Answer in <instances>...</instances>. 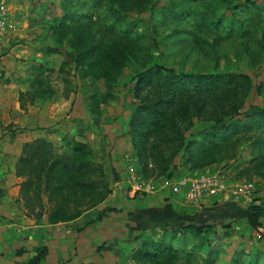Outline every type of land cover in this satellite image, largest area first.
<instances>
[{
    "label": "rangeland",
    "instance_id": "374dc122",
    "mask_svg": "<svg viewBox=\"0 0 264 264\" xmlns=\"http://www.w3.org/2000/svg\"><path fill=\"white\" fill-rule=\"evenodd\" d=\"M5 1L16 30L0 49V89L4 87L0 95V107H3L0 109V134L4 141L0 148L20 150L12 139L17 132L32 133L28 143L39 138L48 139L55 143L57 151L71 154L72 142L78 141L89 146L96 163L103 166L107 176L98 179L96 168H91L92 173L87 174H66L58 170L49 183L44 177L35 179L29 172L34 165L27 166L26 162L19 161L23 158L24 144L15 175H23L18 182L25 188L31 180L32 192L28 196L23 190L20 192L17 218H4L5 223L16 224L21 230L18 234V229L12 228L10 234L26 236L27 228L43 226L44 220L49 225V213L60 205L66 218L74 216L78 210H88L74 225L65 223L59 227L71 231L67 236L68 254L63 264H208L210 250V258H214L211 264H233L238 258L242 263L236 264H249V256L258 259L256 264H264V163L254 159L250 138L240 137L194 164L186 162L189 155L185 147L178 144V151L177 143L165 141L175 138L178 132L189 136L192 124L198 121L215 124L222 113L228 111V101H208L203 109L195 102L177 101L162 125L148 130L149 146L142 151L143 155L133 148L134 128L130 125V117L141 104L135 93V71L156 63L178 72H242L252 79L253 85L243 97L241 112L264 109V10L256 9L264 0L199 1L197 4L189 0H104L100 10L106 11L107 16H92L68 28L59 25L66 15H88L95 9L87 3L86 8H82L71 0ZM172 3L208 13L210 23L221 15L224 20H244L251 34L246 37L233 34L225 39L219 27L215 29L209 22L203 27L183 22L164 24L159 19L160 9ZM118 16L120 29L130 26L134 31L131 37L124 39L121 33L109 35L103 31L102 25L112 23ZM34 65L53 69V73L48 75L42 71L41 78L35 77ZM147 93L146 90L141 96ZM31 114L33 123L27 117ZM17 120L19 123L15 124ZM51 129L53 133L49 137L53 140L44 137V130ZM55 130L64 135H55ZM173 152L177 155L170 164L168 160ZM75 160L84 162L85 157ZM133 175L139 177L145 187L153 189L138 191L134 194L136 199H132ZM215 175L222 178V191L197 204L186 202L184 193L190 180ZM13 181L11 174H4L0 193L8 192ZM92 181L97 187L83 189L80 186ZM183 181L187 185H179L181 193L170 189ZM166 182L172 185L162 188ZM60 184H63L61 189L55 191ZM105 184L112 193L103 203L89 207ZM245 184L252 186L251 204L237 201L233 195L238 185ZM173 194L176 196L170 203L173 209L181 206L183 215L197 216L193 221H189L192 218L183 221L182 226L199 225L208 231L197 239L189 235L187 242L170 237L167 242L172 243V248L165 251L152 247L148 241L150 237L156 242L161 240L156 229L153 235L145 233L142 240H147L142 246L141 239L136 237L143 231L129 225L137 223L128 220L125 207L144 206L155 210L167 206L164 198ZM254 206L262 208L257 222L248 218V209ZM106 207L116 211L101 223L86 227L88 221ZM204 209L207 213L200 215ZM153 221L157 224L150 229L166 225L159 216ZM170 224L182 227L178 223ZM81 231L88 232L86 237L78 236ZM35 232L45 237L43 229ZM93 237L94 243L89 242Z\"/></svg>",
    "mask_w": 264,
    "mask_h": 264
},
{
    "label": "trees",
    "instance_id": "16d2710c",
    "mask_svg": "<svg viewBox=\"0 0 264 264\" xmlns=\"http://www.w3.org/2000/svg\"><path fill=\"white\" fill-rule=\"evenodd\" d=\"M75 4L86 8V3L93 9L91 14H68L60 21V27L68 28L70 24H78L83 19H91L92 16H107V12H102L101 7L104 0H71ZM199 1L212 3L217 0H189V3L197 4ZM182 3H172L171 5L163 6L159 13V19L167 24L169 22L175 23H188L197 27H203L205 23L209 22L208 13L204 14L197 8L188 6H182ZM248 7V6H247ZM256 9L264 10V2L260 5H256ZM114 15V14H113ZM111 16V15H109ZM108 16V17H109ZM107 17V18H108ZM120 17L114 19L110 24H103L102 29L109 35H116L121 33V38L131 37V33L134 34L132 28L120 29ZM213 28L218 29L221 36L225 39H230L233 34L246 37L251 34L250 26L248 22L244 20L235 19L229 20L223 19V16H219L217 19L210 23ZM35 77H39L41 74L47 73L48 75L53 73V69H48L42 65H36L34 67ZM43 71V73H42ZM136 84L135 93L140 97L141 104L138 106L133 115L130 117V125L134 128V138L132 141L135 152L139 155H143V150L148 148V139L150 138L149 129L160 127L163 119H165L168 111L176 104L177 101H190L200 105L203 109V105L208 101L222 100L228 101V111L223 112L222 116L214 122L215 124L209 125L207 123L198 121L193 126L191 134L184 136L183 133L178 132L174 135L172 140L166 139L165 141L177 143L178 151L179 146L185 147L184 151L188 153L187 163H195L198 159L206 158L208 155L214 154L221 150L225 146H230L233 142L237 141L240 137H248L252 141L251 149L253 151L254 159L259 160L260 163H264V109H254L247 112H241L244 107V95H247L252 88V79L239 71H225V72H213V73H199V72H178L172 67H166L163 64L156 63L153 66L146 68H137L135 71ZM46 76V75H44ZM37 78V79H38ZM147 90V96L142 97L141 94ZM246 97V96H245ZM202 112V111H201ZM172 129V127H170ZM197 135V136H196ZM195 137V138H194ZM169 138V136L167 137ZM1 142V138H0ZM73 152L67 153L65 151H57L56 146L48 139L39 138L32 142L26 143L23 148V158L19 161L26 162L27 166L34 165L30 169V174L35 179L47 178L48 183L50 178L56 171H62L66 174H87L92 173L91 168H96L98 172V179L107 177L104 168L101 164L96 163L95 154L84 143L73 141ZM179 144V146H178ZM177 155V152H173L168 162H173ZM77 157H85L84 162H77ZM33 160L35 164H33ZM169 164V163H168ZM167 164V166H168ZM165 167V172L168 167ZM163 173V174H164ZM23 174V173H22ZM21 173L19 177H22ZM102 184V182H99ZM32 181H27V188L22 187V190L28 196L32 192ZM34 185V184H33ZM60 184L55 187L54 190H60ZM78 186V184H76ZM80 186L83 189L89 187H97L95 182H84ZM99 187V186H98ZM103 190L99 194L98 198H93L89 207H96L103 203L107 196L112 191L109 189L108 184L102 186ZM54 191V193H55ZM134 196L132 199H136ZM175 195L167 196L164 198L165 202H170L175 199ZM51 200V198H50ZM58 208V209H57ZM55 210H51L49 213L48 223L49 225L65 224L76 221L84 215L88 210H78L74 216L70 218L64 217L65 213L60 210V205ZM116 210H112L110 207H106L104 210L97 213V215L88 221L87 226L101 223L108 215ZM262 212V208L258 206L250 207L248 209L249 221L257 222L258 217ZM43 215L40 217V220ZM85 227V228H86ZM156 229L161 236V240L156 242L151 237L148 238L150 245L154 248L170 251L172 243L167 240L172 237L176 240H185L189 238V235H193L196 239L204 237L208 229L203 226H182L176 227L171 224L161 226V228H153L143 231L136 239H141V245L146 244L147 238L142 240L149 233L151 235L156 233ZM210 245V244H209ZM208 245V247H209ZM164 251V252H165ZM48 248L41 243L38 248L37 255H35L28 262L23 264H46V257L48 255ZM139 252V250H138ZM212 250L209 251V260L207 263L214 262V258L211 257ZM154 255V254H153ZM256 258V257H255ZM249 256V264H256L258 259ZM235 260L242 263L241 258Z\"/></svg>",
    "mask_w": 264,
    "mask_h": 264
},
{
    "label": "crops",
    "instance_id": "0c3cea01",
    "mask_svg": "<svg viewBox=\"0 0 264 264\" xmlns=\"http://www.w3.org/2000/svg\"><path fill=\"white\" fill-rule=\"evenodd\" d=\"M10 39V38H9ZM4 60V59H3ZM34 65L32 67L33 75L35 73L34 71ZM4 88V87H2ZM1 88V89H2ZM0 89V95L2 94V91ZM3 107H0V109ZM30 117L31 123H33L32 117H34L32 114L27 116ZM15 124L19 123V120L14 121ZM29 123V125L31 124ZM31 127H37L34 124H31ZM62 131V130H60ZM44 137H49L51 135V130H44ZM55 135H64L61 134L62 132H57L55 130ZM32 135V133L28 132L24 135L20 134V132H17L16 138L13 137L14 145L20 146V150L17 149L14 151L13 149H1L0 148V188L3 186L1 185V179L3 178L4 174L9 173L14 178V181L11 182V185H9V191L6 193H0V264H23L28 262L30 259H32L35 255H37L38 248L41 246V243H43L48 248V255L46 257V264H63L64 259L66 258L68 254L67 250V236L71 233L70 230L64 231L62 228H59L60 225H64L63 223L57 224L54 226H57L58 228L53 229V225H48L47 222L43 221V226L41 224L34 225L29 228H27V235L20 237L15 235L13 236L10 234L12 231L11 229H18V234L21 233L16 226V224L13 223H5L4 218L13 220L17 218L19 215V211L16 208V205H18L17 200L20 196V192L22 191L21 186V177H16L15 171L17 162L19 160V157L21 155V147H23L24 144L28 143L29 138ZM3 134H0L1 142L4 141L2 139ZM27 136V137H26ZM53 137H49V139H52ZM10 139V142L12 141ZM55 144V143H54ZM12 146V145H10ZM11 178V177H10ZM19 183V185H18ZM18 185V186H15ZM175 200H173L174 202ZM172 201L167 202V206H159L157 209H151L148 207H142V206H130L129 208H126L124 211H126L129 221H134L137 224H129L130 226L134 225L137 226L139 231H145L150 229L152 225H156L157 222L153 221L156 217L159 216L163 223H178L182 226L183 221H188V218H192L189 221H193L194 215H183L180 211V207H177V205L172 208V204H170ZM177 204V203H176ZM10 209H9V208ZM142 207V208H140ZM207 210H201L200 215L207 213ZM171 215V216H169ZM207 215V214H205ZM156 216V217H154ZM197 217V216H196ZM195 217V218H196ZM78 220L73 221L68 226L74 225ZM128 221V222H129ZM188 223V222H186ZM95 226V225H94ZM93 227V226H92ZM91 227V228H92ZM37 229H43V234L45 237H42L40 234H36ZM67 229V228H66ZM72 230V228H71ZM73 231V230H72ZM13 232V231H12ZM81 234V235H80ZM78 234V236L86 237L88 232L81 231V233ZM96 239L98 237H95ZM92 240V241H91ZM89 242L94 243L95 239H91ZM84 241V240H83ZM83 245V243H82ZM75 248V246H73ZM75 251V249L73 250Z\"/></svg>",
    "mask_w": 264,
    "mask_h": 264
},
{
    "label": "built area",
    "instance_id": "2783aa9c",
    "mask_svg": "<svg viewBox=\"0 0 264 264\" xmlns=\"http://www.w3.org/2000/svg\"><path fill=\"white\" fill-rule=\"evenodd\" d=\"M11 11L9 9V5L7 1L0 0V49L5 46L7 40L9 39L11 33H14L16 30V26L14 23V19L12 18ZM132 159H130V163ZM132 166V164H131ZM132 170V169H131ZM133 183L132 188L134 189L131 193V197H134L136 192H150L153 187L148 186L145 187L144 183L140 182V178L133 175L132 176ZM222 178L215 175L213 177H204L202 176L196 180H190L188 186L186 188V192L184 193V198L189 204H197L203 198L208 196H215L217 192L223 190V184H221ZM186 182H180L178 186H173L170 182L164 183L162 188H167L172 185L170 189H172L175 193H181V189L179 185H187ZM252 186L250 184L238 185L236 190L233 192V195L236 196L237 201H241L244 204H251V195H252Z\"/></svg>",
    "mask_w": 264,
    "mask_h": 264
}]
</instances>
